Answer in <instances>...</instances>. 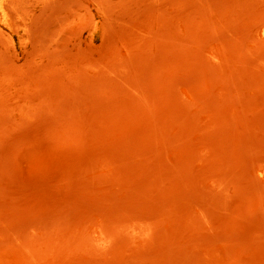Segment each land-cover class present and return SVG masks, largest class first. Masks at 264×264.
Masks as SVG:
<instances>
[{
  "label": "rangeland",
  "instance_id": "374dc122",
  "mask_svg": "<svg viewBox=\"0 0 264 264\" xmlns=\"http://www.w3.org/2000/svg\"><path fill=\"white\" fill-rule=\"evenodd\" d=\"M0 264H264V0H0Z\"/></svg>",
  "mask_w": 264,
  "mask_h": 264
}]
</instances>
